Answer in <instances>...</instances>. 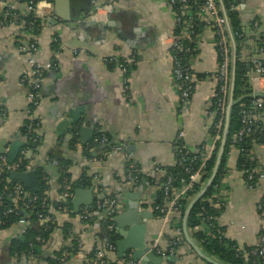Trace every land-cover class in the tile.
Masks as SVG:
<instances>
[{"label": "crops", "instance_id": "0c3cea01", "mask_svg": "<svg viewBox=\"0 0 264 264\" xmlns=\"http://www.w3.org/2000/svg\"><path fill=\"white\" fill-rule=\"evenodd\" d=\"M110 1H39V18L45 23L28 38L37 42L39 60L56 57L57 69L46 72L44 96L34 109L27 99V85L22 82L27 58L16 50L15 37L20 28L12 23L0 28V156L8 161L11 147L18 144L16 159L22 157L27 168H40L39 182L48 185L45 208L59 227L68 222L73 225L77 241L74 259L79 264L91 249L106 246L113 238L102 221L104 211L96 206L109 197L116 200L118 209H126L135 202L129 195H137L139 212L152 213L151 219H143L148 247L158 241L159 247L166 249L175 240L174 227L154 210L155 205L167 207L169 203L163 192L165 171L175 165L176 144L196 151L208 137L213 120L210 107L218 64L213 33L205 29L197 36L194 56L188 60L195 76L194 91L187 102H182L172 79L169 53L176 27L168 3L112 0L109 13L104 7ZM7 4L28 13L25 0H7ZM6 6L0 4V12ZM236 10L247 41L241 59L250 64L252 80V60L258 59L264 68L263 48L252 49L253 41L264 37V0H238ZM53 43L60 50L58 55V50L51 49ZM112 57L129 60L127 75L109 61ZM252 88L264 93V72L252 81ZM76 108L81 111L77 123L61 128L70 109ZM31 123L36 128H30ZM98 134L110 139V151H104L108 144L85 151ZM116 146L123 152L113 153ZM238 156L234 147L227 154L220 186L225 203L219 208L217 223L229 241L254 247L264 223V211L258 210L264 198V180L250 188L237 167ZM59 159L70 161L65 167L72 182L83 176L89 178L90 182L79 189L93 188L92 209L82 206L75 213L72 207L75 217L65 210L68 206L58 205L65 199L58 183L63 168ZM250 159L264 173V144L253 145ZM128 167L137 171V183L127 180ZM117 196L123 201L120 206ZM28 225L17 223L0 230V264H48V259L71 243L57 229L43 245L34 246L35 253L18 255L15 247L17 241L24 240L22 229ZM118 237L117 244L121 241ZM126 255L132 259L131 252L119 250L107 257L115 261ZM162 258L163 264H206L184 237L173 254Z\"/></svg>", "mask_w": 264, "mask_h": 264}, {"label": "trees", "instance_id": "16d2710c", "mask_svg": "<svg viewBox=\"0 0 264 264\" xmlns=\"http://www.w3.org/2000/svg\"><path fill=\"white\" fill-rule=\"evenodd\" d=\"M28 0H25L27 4ZM37 1V0H36ZM226 11L228 13V18L230 21V25L236 40V48H237V63H236V78H235V87H234V95L233 100L235 102L234 106L232 107L231 112V120H230V129H229V136L227 140V145L225 149V155L222 160L221 167L219 172L211 185V187L206 191L203 198L196 203L193 207L188 221L187 227L190 233V236L193 240L202 248V250L211 257L218 259L220 262L224 264H264V259L255 256L253 252L258 248L257 246L254 247H241L238 246L236 243L229 241L222 228L217 223V218L221 213L222 209H216L212 206L210 201H207L216 191V188L221 186V180L223 173L225 171V163L227 154L230 152L231 148L234 147L239 152L238 160H237V167L245 172L246 170H250L251 168H255L256 165L250 159V153L254 144H264V130L261 131L259 134L256 135H249L242 140H235V136L238 131L243 127L242 125V115L241 112L244 110L247 111H254L253 107V100L254 97L251 95V82H250V71L247 67L250 66L248 61H244L241 59V53L244 49L247 48V41L245 35V29L240 19V14L236 10L238 0H223ZM38 2V1H37ZM200 1L191 0L187 3V9L192 12L194 17V23L196 26L194 27L193 34L191 35L193 40H197V36L201 35L202 32L206 29L205 25L199 22V14L198 8L200 6ZM175 9L180 7L178 1L174 5ZM12 15L10 19L15 21L16 24H22L21 26V36L15 37V44L16 47L18 46V41L21 39H28L29 35L35 34L42 26L44 22L43 19L36 17L35 15L29 13H23L19 10H12L10 11ZM26 12V11H25ZM2 19V18H1ZM5 26L10 24L8 20L4 21ZM211 31V30H210ZM38 33V32H37ZM179 30H175V35H178ZM183 40V39H182ZM253 50L255 46L259 48H263L264 53V37H260L258 40L253 41ZM184 51L181 55V65L184 67L187 66L186 61H188L192 56H194V43L190 41H183ZM51 49L56 52L58 50V46L56 43L52 44ZM251 49V50H252ZM113 64L110 63V66ZM130 70V66L128 68ZM199 78L203 79L204 75H199ZM28 89V88H27ZM264 99V98H263ZM210 112L212 115V126L210 131L213 129V126L216 125L220 119V114L217 111V98L214 96L211 99V107ZM225 124V118L222 120L221 125V132H223ZM259 128H264V123L260 122L257 124ZM34 128L35 125H33ZM26 129V126H25ZM24 129V130H25ZM23 130V131H24ZM31 134H34L31 132ZM35 135V134H34ZM31 137V135H29ZM101 134L96 135L95 137H100ZM222 136V133H220ZM33 137V136H32ZM110 140V139H109ZM110 144V145H109ZM108 144V150L105 149L104 151H110L111 142ZM220 142L217 144L219 147ZM99 146L98 144L90 143L85 151L91 150L94 147ZM176 153H175V165L165 171V177L163 179L164 183L167 178H171L172 188L179 189L182 188L184 184L187 183L190 173L186 172V167L190 166L192 171H195L197 167L200 166L199 161H191L192 157H195L198 152L200 151V146L197 147L196 151L188 150L184 147L183 144L177 143L176 144ZM87 153V152H86ZM217 151L214 152L211 159L206 163L205 168L202 170L203 174L199 183L195 184L191 190H189L186 194V198L178 202V208L180 210V215L178 217H174L172 219L171 226L175 227V225L179 226L180 230H182V218L189 202V199L195 197L199 191L201 190L202 184L208 179L215 162V156ZM55 160V158L50 157V159ZM184 159L182 164L179 163ZM58 162L63 165V168L60 172L61 176L58 178V183L62 187L63 193H68V197L60 200L58 205L62 207L68 206L69 209L72 211L71 199L72 195L75 190L81 188L82 186H86L90 180L88 177L83 176L82 179L72 182L70 179V175L67 173L66 167L69 165V160L66 159H59ZM1 170V167H0ZM133 175H137V171L135 169L129 168L127 169ZM37 174H40V168H36ZM1 172V171H0ZM245 176V175H244ZM20 182L14 181L10 179V173L3 172L0 173V230L7 229L13 226L14 224L19 223V221L24 220L25 223H29V225L25 229V233L23 235L24 240L21 242L17 241L15 251H17L18 255L22 254H33L34 246L40 245L38 244L35 239L37 237L42 238L45 242L50 238V236L57 230L60 229L63 234L64 239H70L71 243L64 250L56 252L50 259H48V264H79L75 263L74 254L77 251V241L76 235L74 234V227L71 223H66L59 227L57 223L50 222L47 224L38 223L37 217L35 215L36 212H44L47 213L46 206V199L45 192L48 188V185L45 182H41L40 190L38 192H30L32 196L36 197V201L31 205V207H26V201L17 200L14 201V186ZM97 198V197H96ZM171 199L172 197L169 196ZM167 200V199H166ZM163 200L159 202V204H163ZM167 202V201H165ZM264 211V208L262 209ZM8 212L7 214H4ZM261 212V211H260ZM205 213L206 215H212L216 219L213 222L214 231H212V235L210 236V241H207V235L203 231V225L201 221L200 214ZM159 214V213H158ZM76 214L74 212L70 213V216L75 217ZM175 224V225H174ZM218 231L219 233H216ZM260 234H263V231H260ZM260 236V235H259ZM112 240L110 243L117 249L116 240L119 239L118 235L112 236ZM183 236H181L182 240ZM63 252H67L69 255L68 257L62 259ZM96 248L91 249L88 255L85 256V259L80 264H93L95 257H96ZM124 261L132 260L129 259L126 255L125 257L118 256V260H109V264H117L120 259Z\"/></svg>", "mask_w": 264, "mask_h": 264}, {"label": "built area", "instance_id": "2783aa9c", "mask_svg": "<svg viewBox=\"0 0 264 264\" xmlns=\"http://www.w3.org/2000/svg\"><path fill=\"white\" fill-rule=\"evenodd\" d=\"M38 1V2H37ZM28 0L27 1V11L36 17L41 16L39 10V1L40 0ZM174 17L175 27L179 30L178 35L172 36V44H171V52L169 53V57L172 63V79L176 88L180 92V100L182 102H187L193 94L194 91V81L195 76L190 68L189 61H186L187 66L184 67L181 65V55L182 52L188 51L184 50L183 41H190L192 43H197L196 39L193 40L191 35L193 34V29L196 26L194 23V17L191 11L187 9V3L191 0H165ZM178 1L180 7L175 9L174 5ZM200 1L201 4L198 8L199 14V22L205 25L206 29L211 30L213 36L216 41V48L218 54V64L217 70L213 74V78L216 82V87L213 92V97L217 98V111L220 114V119L216 125L213 126V129L209 131L208 137L206 140L200 145V151L195 157L191 158V161H199L200 166L197 167L195 171H192L191 167H186V172L190 173L187 183L183 185L182 188L175 189L172 188L171 178H167L164 183V196L169 200L167 207L163 206H154V210L160 214L164 222L172 224V219L178 217L180 215V210L178 208V202L184 200L186 198V194L191 188L199 183L202 177V170L205 168L206 163L211 159L214 152L217 151V144L221 141L220 133L222 120L225 118L226 113V104H227V96L229 89V79H230V64H231V50H230V41L225 25V19L220 11V7L218 5L217 0H195ZM112 0L110 3L104 7L107 12H111ZM0 4H6L5 9L0 12V28L5 26L4 21L8 20L13 25L19 27L21 29L22 24H16L15 21L10 19L12 15L11 6L7 4V0H0ZM13 10V9H12ZM2 18V19H1ZM96 18V14L93 16ZM21 36V32L18 31L17 36ZM183 39V40H182ZM16 50L21 55H24L27 58L26 67L22 73V82L27 85L28 94L27 99L30 103L32 109L38 106L41 98L44 96L43 92L46 88V77L45 74L48 71H55L57 69V61L56 57L49 61L42 62L38 59V46L35 40H30L29 38L21 39L18 41V46ZM58 50L55 55L59 53ZM112 63L118 64L121 68L122 73L127 75L129 73V60L122 59L118 57H112L109 60ZM252 65L254 69L253 77L250 80L251 82V95L254 97L253 107L254 111L244 110L241 112L242 115V125L243 127L238 131L235 136V140H242L249 135L259 134L264 128H259L257 126L258 123H264V99L261 94L253 91L252 81L255 82L257 78L264 72V68L258 59L252 60ZM33 126L31 123L30 128ZM182 133L179 135V140L182 137ZM93 144H109L110 140L105 136L101 135L100 137H95L93 139ZM180 143V142H179ZM123 152V148L121 146L113 147V153H121ZM182 161L179 163L182 164ZM54 165H57L54 163ZM0 167L1 172H24L29 171L31 169H35V167H29L23 163L22 157L16 159L14 162L9 163L4 156H0ZM244 173V179L247 185L250 188H254L261 180H264V173L258 167L251 168L250 170H246ZM127 180L132 183H137L139 178L137 175H133L131 172L127 174ZM14 201L21 200L26 201V207H31V205L36 201V197L32 196L26 189H24L21 185L15 184L14 186ZM65 198L68 197V193H63ZM169 196L172 198L170 199ZM212 203V206L216 209L223 207L225 203V199L223 193L221 191L220 186L216 188L215 193L207 199ZM97 208L104 211L103 223L105 224L107 230L114 236L116 234V228L114 224V218L117 215V202L113 197L107 198L105 201H99L97 203ZM264 208V198L258 204V210L262 211ZM67 212H72L70 209L65 208ZM5 212L4 214H7ZM38 222L40 223H50L55 222V217L50 215L48 212H36L35 213ZM172 217V218H171ZM203 231L207 235V241H210V236L212 235V231H214L213 222L215 221V217L212 215H206L205 213L200 214ZM83 218V216L81 217ZM20 224L25 225V221H19ZM175 225V224H174ZM174 227V226H173ZM25 227L22 229V234L25 233ZM174 231L176 232V238L173 242L169 243L166 249H161L158 245V241H155L151 250L160 257H164L169 254H173L179 244H181V230L179 226L175 225ZM263 234H260L258 239V248L253 252L255 256H258L264 259V223L262 225ZM219 233L218 231H215ZM35 241L39 244H44L45 241L37 237ZM96 257L93 264H109L108 254L116 252V248L111 244H107L106 246L96 248ZM68 257L67 252H63L62 259ZM139 261L132 260H120L117 264H140Z\"/></svg>", "mask_w": 264, "mask_h": 264}, {"label": "water", "instance_id": "95a60500", "mask_svg": "<svg viewBox=\"0 0 264 264\" xmlns=\"http://www.w3.org/2000/svg\"><path fill=\"white\" fill-rule=\"evenodd\" d=\"M218 5L220 7V11L225 19V25L230 41V50H231V64H230V79H229V89L227 96V104H226V113H225V124L221 136L220 145L217 149V153L215 156L214 167L208 177V179L202 184L201 190L199 193L189 199L187 207L185 209L183 218H182V233L186 243L191 247L195 255L206 264H224L220 262L218 259L209 256L206 254L202 248L194 242L187 227V221L189 215L196 205L198 201H200L205 195L206 191L213 184L219 169L222 164V160L225 155V149L227 145V140L229 136L230 129V120H231V112L232 107L235 102L233 100L234 95V87H235V78H236V63H237V48H236V40L230 25V21L228 18V13L226 11L224 1L217 0ZM248 69L250 66L247 67ZM264 98V93L261 94ZM70 109L68 112V119L62 123L61 128L64 126H71L77 123L78 114L81 112L79 109ZM20 150V145H13L9 151L8 161L12 163L16 160L18 152ZM29 157V156H28ZM54 172L55 168L50 167ZM10 179L14 181L21 182L22 186L31 191L38 192L40 190V182L38 178V174L36 169H31L27 172H11ZM116 195V193L114 192ZM130 199L135 200L134 203H130L126 209H122L120 207L117 209V215L114 218V224L116 226V235L120 236L121 241L117 244V249L124 253L131 252L132 259L134 261H139L140 264H163V258L157 256L145 243V235L147 232V226L143 222V219H151L153 217L151 212H139L138 203H136L137 195H129ZM118 205H122V198L117 196ZM94 202L93 188H84L77 189L74 191L73 198L71 200V205L75 213L79 212V209L83 206L87 208V210L92 209V205ZM126 227L128 230H126Z\"/></svg>", "mask_w": 264, "mask_h": 264}]
</instances>
